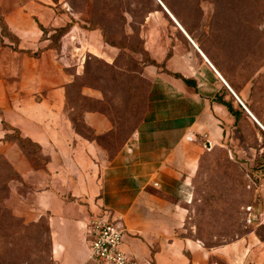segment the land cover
Returning <instances> with one entry per match:
<instances>
[{
    "label": "rangeland",
    "instance_id": "rangeland-1",
    "mask_svg": "<svg viewBox=\"0 0 264 264\" xmlns=\"http://www.w3.org/2000/svg\"><path fill=\"white\" fill-rule=\"evenodd\" d=\"M168 3L186 25L175 16L180 26L191 32V40L210 53L264 124V0ZM150 6L153 13L146 19L127 16L124 21L119 15L127 7L117 0L103 4L104 18H99L100 9L97 16L92 15L83 0H0V103L22 99L34 87L39 96L70 86L67 107L80 121L76 129L90 138L92 132L82 126V115L101 111L114 129L99 143L114 154L139 126L156 71L162 74L159 69L166 67L185 77L198 76L195 48L157 2ZM130 7L135 9L133 2ZM16 49L39 51L40 57L30 58ZM6 130L8 138L1 142L12 146L10 154L18 171L22 172V156L27 161L25 170H40L44 158L39 149L33 145L22 149L21 134L14 128ZM235 134V139L225 137L209 149L201 145L186 236L207 247L232 242L249 232L264 239V205L258 196L264 175V141L246 128L236 129ZM2 160L18 173L0 153ZM19 177L10 184L6 209L22 224V237H0V264H55L48 218L38 219L27 198L23 200L28 187H22ZM259 202L262 218L246 228L244 213ZM6 224V219L0 223V235L7 230Z\"/></svg>",
    "mask_w": 264,
    "mask_h": 264
},
{
    "label": "crops",
    "instance_id": "crops-1",
    "mask_svg": "<svg viewBox=\"0 0 264 264\" xmlns=\"http://www.w3.org/2000/svg\"><path fill=\"white\" fill-rule=\"evenodd\" d=\"M194 54L200 61L198 76L183 77L192 79L196 88L156 71L139 126L114 154L76 130L65 86L39 96L34 87L22 99L0 103V153L18 171L12 146L1 142L7 134L4 121L38 144L48 159L40 170H25L22 156L18 173L22 187H28L23 200L27 198L38 219L48 218L55 264H96L89 258L85 228L93 214L122 225V248L138 264H264V239L255 232L216 247L186 236L201 145H219L236 135L234 118L216 96L226 90L225 100L232 96L235 105L240 104L221 72L197 50ZM249 120L264 132L255 117ZM82 122L98 138L114 129L97 111H86ZM193 135L196 140H191ZM261 181L258 196L264 205V178Z\"/></svg>",
    "mask_w": 264,
    "mask_h": 264
},
{
    "label": "trees",
    "instance_id": "trees-1",
    "mask_svg": "<svg viewBox=\"0 0 264 264\" xmlns=\"http://www.w3.org/2000/svg\"><path fill=\"white\" fill-rule=\"evenodd\" d=\"M107 1L108 0H83L85 6H87L88 9H90V8L92 9V15L94 13H96V14H94V16H97V9L98 10L100 9L101 12L99 13V18L100 17L104 18L107 16L106 14L103 13V10H104L103 4H106ZM117 1H119L121 3V6L124 5V7H127V9L125 11H123L121 15H119V18L124 20V21L127 20L126 19L127 16H130L133 19H135V18L146 19L147 17H149L153 13V10L150 6V3L153 4V2H157L156 0H117ZM160 1L174 15V17L176 16L175 17L176 19L180 20V22L182 23V26H183V24H184L183 21H181V19L179 18V16L176 13H174L171 5L168 3V0H160ZM171 1L174 3H177V0H171ZM132 2L134 4L135 9H131V7H130V4H132ZM158 7L160 8L161 12L165 13V11L162 9V7L159 4H158ZM94 9L96 10V12ZM185 26L186 25L184 24L183 27H185ZM185 30H186V33L188 35H190V36L192 35L187 27ZM63 31L66 32L67 29H64ZM113 46H115V45H113ZM200 49L205 54V56L210 60V62L218 69V71L221 72V74L224 76V78L226 80H228L226 75L221 70L220 66L215 61V59L210 55V53L208 51L202 49V47H200ZM16 51L25 53L30 57H36V58L40 57L39 51L35 52V53L32 51H26V50H22V49H16ZM156 69H158V68L156 67ZM159 70L164 74H168L171 77H174L178 80H181L188 87L196 88V83L192 79H186L183 77V75H180L178 73H174V72L168 70L166 67L165 68L162 67ZM227 82L229 83V86L233 89L234 93L239 97V99L244 103V105L252 113V115L261 124H263L261 117L258 114H256L253 106L251 104H249L247 101H244L240 97L238 90L230 83L229 80ZM69 87L70 86H68L66 88V100H67V102L70 101V97H69V89L70 88ZM224 92L225 93H222V94L220 93L216 96V102L218 104L224 106L226 108V110L229 112V114L234 118V121H235L234 127L240 131L242 129L246 128L248 130H251L252 132H256L258 135H261V137L264 141V132L257 125H255V128L252 126V124L250 123V120H249L250 116L248 115L246 110L243 108V106L241 104L235 105L236 101L232 96H231L230 100H228V101L225 100V94H228V91L224 90ZM97 112H101V111H97ZM72 122L74 123L75 128H76V125L80 123V121H78L76 118H72ZM2 125H3V128L5 131H7L6 127L14 128L4 121H2ZM82 126L86 127L83 124V122H82ZM14 129H16V128H14ZM16 130L17 131H15V132L20 133L22 136V133L20 132V130H18V129H16ZM7 138H8V134H6V136H5V139H7ZM103 138L104 137H102V138L95 137L93 135V133H91V137H90V139H96L98 142H100ZM21 145H22V149H24V150L27 149V147H28L27 145H33L36 148H38L39 151L41 152V147L38 144L32 142L30 139L25 138L23 136H22ZM41 154H42V152H41ZM47 162H48V159L44 158V165L42 168L45 167ZM262 177L264 178V175ZM19 179H20L19 174L16 171H14V169L11 167V165L6 160L0 161V223L4 219H6L7 224L5 225V228L10 232V234H9V233H7V230L3 231V234L0 235V237L3 240H8L11 238V236H18L19 238L22 237V224H18L16 218L14 216H12L11 212H9L6 209V203L9 200V196H10V184L15 182V181H18ZM250 206L252 207V205H250ZM244 214H245V217H244L245 226H246V228H251L252 224H249L246 221V217L248 216V212H245ZM48 229H49V226H48ZM6 233L9 235H6ZM249 233L245 234L244 236L248 235ZM49 236H50V231H49ZM244 236H240L236 240H238ZM50 242H51V239H50ZM226 244H228V243H226ZM222 245H225V244H222ZM222 245H220V246H222ZM213 247H216V246H213Z\"/></svg>",
    "mask_w": 264,
    "mask_h": 264
},
{
    "label": "built area",
    "instance_id": "built-area-1",
    "mask_svg": "<svg viewBox=\"0 0 264 264\" xmlns=\"http://www.w3.org/2000/svg\"><path fill=\"white\" fill-rule=\"evenodd\" d=\"M238 102L247 110L239 99ZM246 210L247 222L252 224L251 217L256 208L250 206ZM85 228L90 243V261L96 264H138L129 258L122 248L124 238L122 225L102 214H93L89 216Z\"/></svg>",
    "mask_w": 264,
    "mask_h": 264
},
{
    "label": "water",
    "instance_id": "water-1",
    "mask_svg": "<svg viewBox=\"0 0 264 264\" xmlns=\"http://www.w3.org/2000/svg\"><path fill=\"white\" fill-rule=\"evenodd\" d=\"M157 3L162 7V9L165 11V13L169 16V18L175 23V25L180 29V31L186 36V38L189 40V42L192 44V46L200 53V55L210 64V66L214 69L210 61L207 59V57L203 54L201 50L197 47V45L191 40V38L188 36V34L184 31V29L180 26V24L177 22V20L174 18V16L170 13V11L165 7V5L160 1L156 0ZM218 74V73H217ZM219 75V74H218ZM220 76V75H219ZM221 77V76H220ZM222 78V77H221ZM233 95L235 96L236 100L238 101L237 96L234 94L233 91H231ZM247 111V110H246ZM248 112V111H247ZM249 113V112H248ZM250 116L254 118L251 114ZM191 140H196L195 135L191 137ZM204 145L206 148H211V143L208 141L204 142ZM262 218V204L259 202L255 212L253 213L251 217L252 223L258 222Z\"/></svg>",
    "mask_w": 264,
    "mask_h": 264
},
{
    "label": "bare ground",
    "instance_id": "bare-ground-1",
    "mask_svg": "<svg viewBox=\"0 0 264 264\" xmlns=\"http://www.w3.org/2000/svg\"><path fill=\"white\" fill-rule=\"evenodd\" d=\"M185 36V35H184ZM199 48V47H198ZM199 50H200V48H199ZM204 54V53H203Z\"/></svg>",
    "mask_w": 264,
    "mask_h": 264
}]
</instances>
